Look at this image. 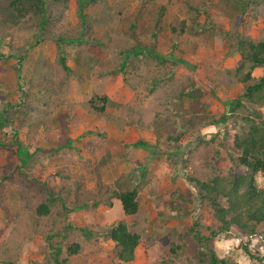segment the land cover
I'll return each instance as SVG.
<instances>
[{
    "label": "rangeland",
    "instance_id": "obj_1",
    "mask_svg": "<svg viewBox=\"0 0 264 264\" xmlns=\"http://www.w3.org/2000/svg\"><path fill=\"white\" fill-rule=\"evenodd\" d=\"M188 3L206 9L209 24L191 30ZM49 5L44 34L83 38L72 45L70 72L58 58L38 61L42 54L35 44L36 21L2 11L5 3L0 0V114L7 109L5 121L0 118L6 129L0 127V139L8 144L0 146V211L12 221L6 235L0 228L5 237L0 250L12 261L7 264H52L42 235L62 230L66 221L76 228L67 229L63 242H58L63 252L71 243L80 249L65 264H110L111 241L102 236L85 239L79 228L95 232L114 220L126 222L145 237L127 264H165L173 257L170 264H205L206 249L190 226L195 222L194 228L206 234L216 222L189 178L207 179L224 174L229 164L235 166L233 135L246 129L241 117L254 116L256 109L264 115V104L245 102L225 122L219 118L225 102L241 93L238 79L250 64L244 62L235 70L240 59L236 39H264V0H87L81 7L84 26L78 0H50ZM160 5L166 10L158 21ZM181 19L187 24L183 31ZM199 19L204 21L203 16ZM135 45L154 46L169 57L158 64L146 54L129 52ZM19 54L25 55L21 82L14 70ZM124 60L123 79L118 66ZM263 73L264 65L255 67L252 80ZM151 82L155 85L149 91ZM118 85L128 101H110L104 112L88 108L92 96L111 93ZM188 86V95L182 94ZM71 91L86 95V103L72 102ZM74 104L79 105L77 125H72ZM132 123L152 129L158 143L155 155L128 144L114 146L118 142L110 132ZM15 130L19 152L16 144L9 146ZM24 152L29 157L20 164ZM114 158L128 162V170L120 174L123 178L118 176L121 186L138 189L140 208L133 216H124L109 198L118 178ZM255 182L264 184L260 173ZM41 202L49 207L46 216L35 212ZM242 243L262 259L248 257ZM212 247L227 261L264 264V225L250 237L231 228L215 237Z\"/></svg>",
    "mask_w": 264,
    "mask_h": 264
},
{
    "label": "trees",
    "instance_id": "obj_2",
    "mask_svg": "<svg viewBox=\"0 0 264 264\" xmlns=\"http://www.w3.org/2000/svg\"><path fill=\"white\" fill-rule=\"evenodd\" d=\"M1 1L5 3V6L2 7V11L5 9L8 10L17 19L29 16V19H34L36 21L33 25V30H35L34 36L36 38L35 44H38L44 39L53 40L57 46L59 64L66 72H70V68L65 60L69 56V52L72 51V45L82 42L83 38L80 37L76 39L72 38V36L62 37L59 35L48 37V35L44 34L50 20V0ZM86 1L87 0H78V16L82 26H84L85 17L81 12V7ZM159 10L161 14L159 13L160 15L157 18L158 21L162 18L166 6L160 5ZM187 11L193 14L189 17L187 22V24H190L191 30L195 27H203L209 24L211 20L208 11L206 9L204 10L202 7L197 8L195 5L188 3ZM200 16H203L204 21H200ZM187 24L186 20L181 19L179 21V31H183ZM171 30L175 32V27L171 26ZM173 46H175L174 43ZM235 49L240 56L238 66L235 70H239L244 62H249L250 64L247 71L238 79L243 85L241 93L238 97L225 102L226 109L219 117L221 122H225L228 118L227 116L235 111L237 107L243 106L245 102L258 105L264 104V73L257 79L252 80L255 67L264 65V39L252 40L240 36L236 39ZM121 52L124 53L125 51ZM129 52L135 55L146 54L158 64H164L169 57V55L167 56L160 53L154 46L142 47L135 45ZM125 54L126 56L128 55L127 52H125ZM24 57L25 55L20 54L15 57L14 70L18 82L23 80L22 61ZM75 58L79 59V56L76 55ZM184 64H188V62L184 61ZM125 67V60L121 61L118 68L123 79ZM154 85L155 82H151L148 90H153ZM19 88H22L21 83ZM188 88L189 86L182 91V94L188 95V91H186ZM96 98L101 102L100 105H96ZM109 102L110 100L106 95H100L98 97L92 96L87 100V105H89V109L91 108L98 112H104ZM6 115L7 109L2 110L0 114L2 122L5 121ZM241 119L246 124V129L240 134H234L232 139V145L236 151L235 166L229 164V168L224 174H213L207 179L189 178L199 191V198L202 203L209 206L211 215L216 222L214 228H207L208 232L206 234L194 228L197 225L195 222L190 226L191 230L195 232L194 234L197 242L206 249L205 264H238L236 262L227 261L224 258H219L212 247L213 239L220 234L227 233L231 228H235L238 233L245 237H250L257 234L260 225H264V184L262 186H257L255 182L257 173H260L264 179V115H262L261 111L256 109L254 116L246 114L243 115ZM131 125L137 124L132 123ZM0 127L6 130L4 125H0ZM17 133L16 130L13 131L12 141L10 140L9 146L16 144L19 152L20 143L16 140ZM6 135H10V133H6ZM176 138L177 137H175V140ZM156 144H158L156 138L148 137L146 140L138 139L130 143V146L134 148H145L150 152V155H155L156 151L154 147ZM7 145L8 144L3 143L0 139V146L3 147ZM24 154L25 157L20 159V164H23L29 157V154L26 155V152H24ZM240 167L242 170L238 169ZM142 172L143 169L138 170V177L141 176ZM121 176L122 175L119 177L121 178ZM119 177L114 180V188L111 189L109 198H114L119 201L124 216H133L137 214L140 208L138 189L136 186H121ZM35 210L36 214L39 216H46L49 214L47 202L39 203ZM70 228L74 229L76 227L74 224H71L70 221H66L62 230H53L43 233L42 237L47 244L49 260L52 264H65L69 255L76 254L79 251L80 245L78 243H71L65 248L64 252L66 255H62L64 253L63 248L58 240L63 242L64 235L67 229ZM79 230L83 233L85 239H93L102 236L104 239L111 241L114 254L110 264L130 263L135 257L136 248L139 245L145 244V237L142 233L136 229H131L129 225L122 220H114L104 225L101 230L95 232L85 227L79 228ZM176 247L179 248L178 245ZM241 247L248 257L258 260L262 259L260 257L257 258L248 248L247 244L242 243ZM171 251L175 256V249L171 248ZM173 260L174 257L166 263L170 264ZM8 262L12 261L5 259L3 251L0 250V264H7ZM17 262L18 264H22V261Z\"/></svg>",
    "mask_w": 264,
    "mask_h": 264
},
{
    "label": "crops",
    "instance_id": "obj_3",
    "mask_svg": "<svg viewBox=\"0 0 264 264\" xmlns=\"http://www.w3.org/2000/svg\"><path fill=\"white\" fill-rule=\"evenodd\" d=\"M72 5L69 6V9L72 10ZM36 47L38 48L37 50L41 51L42 57L38 59L39 62H45V61H49L50 59H52V61L56 60L57 58V46L56 43L51 40V39H44L41 42H39ZM66 64L69 66L70 69H72V51L69 52V56L66 58ZM69 79L71 76H68ZM106 77V76H105ZM110 78H113L112 76H108ZM104 77H101V79H103ZM107 78V77H106ZM72 80V79H71ZM85 80V79H84ZM88 80H92V79H88ZM107 80V79H106ZM119 79H117V83ZM116 90L112 91L110 93V91L105 92L106 96L108 97V99L110 101H116V102H126L128 101L127 97V93L126 92H122V89L120 87V85H118V87L116 86ZM124 88V86H123ZM69 96L72 99V102L75 103H86V101H84V98L86 97V95H83L79 92L76 91H71V93H69ZM78 107L79 105L74 104V107L72 108V125H77L76 120H78L77 114H78ZM83 112H87V110L84 109ZM84 119L86 118V116H83ZM76 118V120L74 119ZM111 134H113L111 137L113 139H116V141L118 143L114 144L115 147H120L123 146L124 144H128L130 145V143H133L136 140H146L148 139V137H154L153 135V131H151L150 128L147 127H139L136 125H129V126H123V128L121 130H112L110 132ZM76 135H73L72 133V138H74ZM110 148V147H109ZM127 152V151H125ZM141 153L140 149H134L133 153ZM114 162L117 163L116 164V171L118 173V175L116 177H118L122 171L124 170H128V162H123V160H119L114 158ZM114 177V178H116ZM112 202H114V204L118 205L119 209L120 208V203L117 199H113ZM122 212V210H121ZM123 214V213H122ZM124 215V214H123ZM12 225V221L10 218H7V214L4 211H0V228L4 227V234L6 235V232L10 229V226ZM2 230L0 231V242L2 240L5 239V237L2 236Z\"/></svg>",
    "mask_w": 264,
    "mask_h": 264
}]
</instances>
